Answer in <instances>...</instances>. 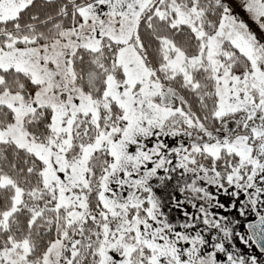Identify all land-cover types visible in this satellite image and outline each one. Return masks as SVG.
Instances as JSON below:
<instances>
[{
	"label": "snow or ice",
	"instance_id": "1",
	"mask_svg": "<svg viewBox=\"0 0 264 264\" xmlns=\"http://www.w3.org/2000/svg\"><path fill=\"white\" fill-rule=\"evenodd\" d=\"M234 3L0 0V264H264V0Z\"/></svg>",
	"mask_w": 264,
	"mask_h": 264
},
{
	"label": "rangeland",
	"instance_id": "2",
	"mask_svg": "<svg viewBox=\"0 0 264 264\" xmlns=\"http://www.w3.org/2000/svg\"><path fill=\"white\" fill-rule=\"evenodd\" d=\"M239 3H240V0H235V3L233 4L234 14L237 15L238 17H240L241 19H244L246 22H248L250 24L251 27L254 28V25L251 24L250 17L248 16V14L246 12H244L242 7L238 6ZM220 198H221V200H226V197H224V196H221Z\"/></svg>",
	"mask_w": 264,
	"mask_h": 264
}]
</instances>
